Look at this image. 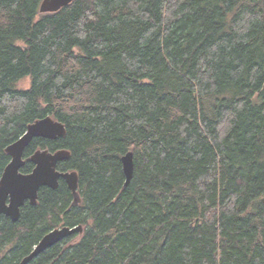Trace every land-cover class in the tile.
<instances>
[{"label": "trees", "instance_id": "trees-1", "mask_svg": "<svg viewBox=\"0 0 264 264\" xmlns=\"http://www.w3.org/2000/svg\"><path fill=\"white\" fill-rule=\"evenodd\" d=\"M41 2L0 0V178L51 115L67 134L34 138L21 171L67 149L82 200L61 178L0 214V264L78 225L28 264H264V0Z\"/></svg>", "mask_w": 264, "mask_h": 264}, {"label": "water", "instance_id": "water-1", "mask_svg": "<svg viewBox=\"0 0 264 264\" xmlns=\"http://www.w3.org/2000/svg\"><path fill=\"white\" fill-rule=\"evenodd\" d=\"M74 0H42L40 13H53L71 4ZM67 134L66 125L47 115L37 119L27 126L25 133L16 141L6 147V152L11 156L10 162L4 168L0 178V214L18 221L21 209L27 201L36 205L39 192L43 187L56 189L59 181L63 178L72 191L74 205L80 204L82 197L79 193V173L76 170L62 171L58 164L71 156V152L61 148L51 150L39 148L31 156L34 168L29 173H24L21 168L25 164L24 153L34 138L43 137L56 139ZM123 169L126 176L127 186L134 173V154L129 151L122 157ZM83 232V226H62L54 228L46 233L30 254L25 256L21 264H28L41 252L61 242L65 238Z\"/></svg>", "mask_w": 264, "mask_h": 264}, {"label": "rangeland", "instance_id": "rangeland-1", "mask_svg": "<svg viewBox=\"0 0 264 264\" xmlns=\"http://www.w3.org/2000/svg\"><path fill=\"white\" fill-rule=\"evenodd\" d=\"M31 83V78H24L21 81H19L16 86L18 88H29ZM62 226V225H60ZM73 242V241H72Z\"/></svg>", "mask_w": 264, "mask_h": 264}, {"label": "bare ground", "instance_id": "bare-ground-1", "mask_svg": "<svg viewBox=\"0 0 264 264\" xmlns=\"http://www.w3.org/2000/svg\"><path fill=\"white\" fill-rule=\"evenodd\" d=\"M123 157V156H122ZM124 170V169H123ZM68 171H70V170H68ZM63 179V178H62ZM65 181V180H64ZM66 182V181H65ZM67 183V182H66ZM125 183H126V181H125ZM68 185V184H67ZM125 186V185H124ZM69 187V186H68ZM71 190V189H70ZM73 195V194H72ZM74 198V197H73ZM93 217V216H92ZM80 233V232H79Z\"/></svg>", "mask_w": 264, "mask_h": 264}]
</instances>
